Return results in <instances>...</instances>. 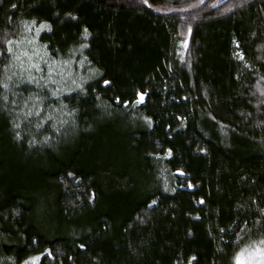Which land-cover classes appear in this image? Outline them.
<instances>
[{
    "label": "trees",
    "instance_id": "16d2710c",
    "mask_svg": "<svg viewBox=\"0 0 264 264\" xmlns=\"http://www.w3.org/2000/svg\"><path fill=\"white\" fill-rule=\"evenodd\" d=\"M257 243L264 0H0V264Z\"/></svg>",
    "mask_w": 264,
    "mask_h": 264
},
{
    "label": "rangeland",
    "instance_id": "374dc122",
    "mask_svg": "<svg viewBox=\"0 0 264 264\" xmlns=\"http://www.w3.org/2000/svg\"><path fill=\"white\" fill-rule=\"evenodd\" d=\"M19 60L23 63L24 60L21 52L17 53ZM239 264H264V244L257 243L255 246L243 251L238 257Z\"/></svg>",
    "mask_w": 264,
    "mask_h": 264
},
{
    "label": "snow or ice",
    "instance_id": "6c2138e0",
    "mask_svg": "<svg viewBox=\"0 0 264 264\" xmlns=\"http://www.w3.org/2000/svg\"><path fill=\"white\" fill-rule=\"evenodd\" d=\"M141 99H143V98L141 97Z\"/></svg>",
    "mask_w": 264,
    "mask_h": 264
}]
</instances>
